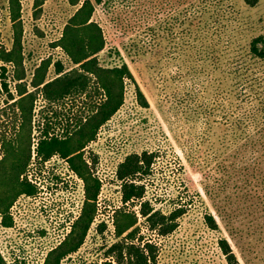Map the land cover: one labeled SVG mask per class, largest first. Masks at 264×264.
Instances as JSON below:
<instances>
[{
    "label": "rangeland",
    "instance_id": "1",
    "mask_svg": "<svg viewBox=\"0 0 264 264\" xmlns=\"http://www.w3.org/2000/svg\"><path fill=\"white\" fill-rule=\"evenodd\" d=\"M228 1L238 11L240 41L264 35V0L252 6L243 0ZM36 2L20 0L27 82L44 58L60 61L65 70L72 67L54 43L77 5L68 0H43L40 6ZM92 19L101 26L106 41L97 55L99 62L108 66L125 62L134 81L126 84L122 106L84 149L83 156L101 184L98 211L82 245L61 264H100L103 260L107 246L115 240L113 212L122 206L116 168L128 154L142 150L155 154L143 179L144 199L162 214L174 206L185 210L167 235L149 229L137 213L135 243L146 242L144 252L154 256L147 264H227L219 245L223 239L239 264H264V162L260 151L255 153L257 160L249 159L250 150L235 153L231 129L218 127L210 111L216 72L210 46L206 51L202 46L214 41L213 28L225 37L220 27L226 20L210 23L208 39L194 28L188 36L172 0H103L95 4ZM11 43L7 0H0V45L9 48ZM5 67L12 91L13 68ZM54 73L50 64L46 78ZM136 86L145 96L146 107L136 97ZM4 97L5 93L0 94V138L3 134L9 138L16 130L18 114L5 106ZM97 98L70 94L48 102L38 94L26 171L37 193L20 195L14 201L9 208L10 227H4L0 218V254L6 264H42L78 215L84 196L82 180L57 155L40 161L34 148L42 129L49 135H62ZM127 208L138 212L139 205ZM207 215L214 218L216 227L206 223Z\"/></svg>",
    "mask_w": 264,
    "mask_h": 264
},
{
    "label": "trees",
    "instance_id": "2",
    "mask_svg": "<svg viewBox=\"0 0 264 264\" xmlns=\"http://www.w3.org/2000/svg\"><path fill=\"white\" fill-rule=\"evenodd\" d=\"M43 0H37L40 6ZM77 5L65 22L54 46L59 47L72 63L68 70L63 69L60 61L44 58L34 68L32 76L25 80V68L22 52V22L20 0H7V11L11 21L12 43L9 48L0 45V94L5 93L6 107L17 111L16 130L9 138H0V218L4 227L12 225L9 208L20 195L34 196L37 186L27 179L26 171L31 162L33 145V111L36 98L40 94L44 100L54 102L70 94L91 97L97 100L89 103L87 112L80 115L74 126L66 127L62 135H49L42 129L36 146L35 156L40 161H47L54 155L63 159L70 170L82 180L83 200L78 215L70 224L64 238L47 251L42 264H61V261L74 253L82 245L88 230L97 215V197L100 181L91 172L84 149L96 136L98 129L105 124L122 106L128 81H134L133 75L125 62L115 65H102L98 53L106 45L101 26L92 19L95 4L103 0H68ZM177 4L184 34L196 32L204 34L213 28L210 23L225 19L221 29L225 37L221 38L217 28H213L216 37L211 44H203L205 51L210 46L209 55L213 63L214 96L210 111L214 113L213 122L217 126L231 129L235 145L234 152L250 150L249 159L257 160L255 153L264 162V35L249 37L240 41L236 33L240 29L237 9L228 0H172ZM257 0H243L249 6ZM206 14L208 16H206ZM220 29V30H221ZM186 32V33H185ZM54 67V77L47 79L50 66ZM13 68V90L8 88L5 77L6 67ZM135 93L141 105L147 101L143 92L136 86ZM69 126V125H68ZM243 158L245 155L242 156ZM155 154L149 150L128 154L117 166L115 174L121 185L122 206L113 212V234L115 240L107 246L100 264H147L153 255L144 252L146 242L135 243L137 213L142 216L147 227L156 229L158 234L172 232L176 219L185 210L174 206L166 214L151 207L144 199L146 184L144 176L150 172ZM138 203V212L128 209ZM206 223L216 227L211 215L206 216ZM220 248L227 264H239L226 240H220ZM0 264H6L0 254Z\"/></svg>",
    "mask_w": 264,
    "mask_h": 264
}]
</instances>
